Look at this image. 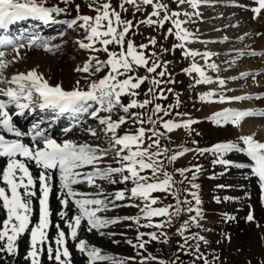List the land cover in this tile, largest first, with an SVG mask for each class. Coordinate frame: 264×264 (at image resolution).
<instances>
[{"label":"snow or ice","instance_id":"snow-or-ice-1","mask_svg":"<svg viewBox=\"0 0 264 264\" xmlns=\"http://www.w3.org/2000/svg\"><path fill=\"white\" fill-rule=\"evenodd\" d=\"M65 4L71 3V0H63ZM95 2V0H94ZM207 0H177L178 5L188 4L193 10L199 8L200 4ZM256 7L251 8L256 19L264 11V0H254ZM125 5H131L135 11H141L142 5L151 6L152 11L147 19L141 20L139 23L148 26H157L163 28L166 22H170L166 32L173 35L179 43L175 44V48L182 49L185 58L191 57L192 63L190 67L183 71L187 74L196 73L195 79L197 84L213 83L212 76L208 75L206 68L215 72H219V66L215 63H208L215 53L189 49L186 47L188 43L196 42L198 37L194 32L189 31L185 24L192 22L193 16H199L198 11L183 12L170 11L166 3L160 0H121L119 7L124 11L128 9ZM89 7H92L89 5ZM97 15L90 17L87 15H77L76 18L70 20H57L56 17L67 13L68 9L58 5L49 6L47 0H0V29H6L9 25L28 18L42 21L45 24L62 23L69 27H79L83 29L84 39L78 41L79 47L91 52L103 51L107 54L106 60H100L96 56L90 59L77 69L87 73L86 88L80 87V81H76V86L72 90H65L61 85H50L42 74L36 70L14 75L11 80L0 79V82L16 87H7L0 89V95L7 97V100L0 99V158L6 159L5 166L0 169V208L4 210L5 218L0 221V253H7L9 256H16L19 251L17 241L20 237L28 233L29 246L24 257L30 261V264H41V257L47 251V258L55 261L56 264H72L71 253L67 247L68 240L77 241L79 229L82 222L86 221L87 230L89 232L96 230L100 235H105L102 229L111 225L119 224L123 221H132L138 228L163 229L170 226L172 218L179 216L182 212L189 215L181 227L178 234L183 238L184 243L180 245L181 250L189 247V240H203L204 237L197 233L186 236L192 225L200 227V219L203 216L202 210L198 207L201 203L198 192L192 189H199V184L194 181L197 173L200 172L199 165L193 168L177 169L184 179L188 180L190 188L185 189L192 196L197 207H193L192 200L185 197L180 199V191L173 189V176L164 170L161 156H167L170 162H175L178 158L184 156L187 152L193 151L189 148H181L179 151L167 155L170 149L167 147L161 149L160 140L165 136L164 132L156 128L160 123L166 132L171 133L175 129L184 128L191 129V125L197 123L196 120H164V116L171 115L168 108H164L160 103H154L157 99H167L165 92H172L173 89H162L160 86L165 83L174 84L176 81L171 78L168 71L167 61H161L156 52L147 53L149 46H155L157 40L152 37L148 43H142L139 46L128 39L126 36L133 29L134 24L131 20L121 18V13L112 7L110 0H105L103 4L98 5L95 9ZM79 12V6H77ZM164 13L161 15V13ZM185 19H180L181 16ZM155 17L156 19H153ZM240 39H243L241 37ZM225 40L227 38L225 37ZM31 44L36 45L35 38H31ZM99 44L100 47H96ZM0 45L10 46L12 51L19 55L21 48L25 47L24 43L13 41L12 39L0 38ZM109 45L119 46V51H110ZM46 51L52 52L59 45L50 46L47 41L39 44ZM164 51H169L164 49ZM249 55L252 57L261 55L255 51L247 52L239 51V56ZM5 51H0V78L3 76V70L8 67L9 61L5 59ZM200 56L205 60V66L199 65L195 58ZM234 63V61H233ZM144 68L148 74L155 73L154 76L135 74L138 68ZM157 69H161L157 72ZM105 74L99 79L93 80L91 77L98 73ZM252 73H241L239 78H247ZM168 77L167 80L164 77ZM232 79H237L233 77ZM145 81H150L151 87L147 89L146 95H150L151 99L139 101L136 99L140 95L137 91ZM220 86L225 85L224 79L218 80ZM131 97L129 103L124 104L122 97ZM218 97L219 102L243 101L250 99H261L264 97L250 95L226 97L214 91L202 93L201 101H211L212 97ZM152 113L145 120L141 113L131 112V109H145L149 105H153ZM14 105L19 112L16 115H22L25 110L34 109L37 105L41 109H52L59 113H71L74 116L88 113L92 118L98 119L100 124L104 126L106 133H111V147L115 150L114 162L118 166L101 167L103 159L109 155L108 150L100 149L98 146L93 147L89 144H77L71 140L57 142L55 139L46 137L41 131H38L39 125H34L31 133H24L17 129L13 123V115L9 112V107ZM179 99L177 97V104ZM119 108L124 115H119L113 119L114 110ZM91 110V111H90ZM101 113L107 115L101 116ZM163 113L161 116L160 114ZM178 117L185 114L176 113ZM250 116L264 117V110H236L225 109L221 112L214 113L210 119L218 126L232 125L239 126L244 118ZM156 117V118H154ZM131 121L133 125H139L134 133L118 134V129ZM151 124L152 127L146 129L143 125ZM151 132V136L147 138L152 141L148 148L142 147L146 134ZM12 134L17 139H8L5 134ZM95 135V132L91 133ZM30 135L35 142L39 138L40 143L32 145L25 144L21 139L22 136ZM246 147H240L237 142H220L210 148L196 149L198 154L211 153L216 157L214 164L225 166H234L238 168L250 167L255 176L258 177L260 187L264 190V143L258 142L252 135H246L239 138ZM157 151L152 152L149 149L152 146ZM232 152L244 153L250 158L249 164H233L232 161L225 159V156ZM29 163L33 164L39 173L33 176L29 167ZM91 167V171H83V169ZM145 170L151 171V176L142 174ZM191 172V179L186 173ZM53 173L59 174V190L58 200L61 210L57 215L64 220L69 232L55 225L57 232L53 241L49 240L48 230L52 227V211L49 200L52 193ZM162 173L164 178L161 180L159 174ZM98 181H107L109 184L131 182L132 187L117 189L114 192L105 191L102 184ZM182 182V181H181ZM39 183V189H37ZM87 184L96 189L95 192H78L74 186ZM39 191V195L37 194ZM171 192L176 197V205H166L163 207H153L161 197L154 196V193L168 194ZM227 199V198H226ZM38 201L39 215L38 221L33 224L32 215L34 212L33 201ZM121 201H139L140 203H131L127 206L139 209L136 216L123 217H107L102 216L104 213L121 205ZM74 203L76 213L69 217L68 205ZM187 205V207H184ZM174 207V211H170ZM195 213V214H192ZM148 223L141 225V218ZM154 217L165 218L162 222L153 223ZM246 219L253 221L254 216L250 213ZM131 227V225H129ZM110 235V233H109ZM151 236V241H159L160 235L165 237L163 242H167V233L156 232L144 233L137 231L136 243L132 240L127 242L134 248L145 249L146 244L151 241L145 240L144 237ZM53 243L55 247H53ZM77 250L84 254L88 264H97V261H112V264H127V260H117L101 253V249L90 245L86 240L79 239ZM195 251H199V245L195 246ZM63 257V258H62ZM197 259L201 257L197 256ZM4 258L0 256V260ZM127 259L134 260L135 257ZM157 258L148 255L141 261L146 264L148 260H156ZM158 264H166L165 261L159 260ZM207 264V261H205Z\"/></svg>","mask_w":264,"mask_h":264},{"label":"rangeland","instance_id":"rangeland-1","mask_svg":"<svg viewBox=\"0 0 264 264\" xmlns=\"http://www.w3.org/2000/svg\"><path fill=\"white\" fill-rule=\"evenodd\" d=\"M215 1L218 3L220 2L218 0ZM215 1L210 0L209 2H212L210 5L209 3L204 5L203 2L200 4L198 9L193 10L188 4L178 5L177 0H160V2L166 3L168 5L170 11H180L181 13H191L193 11L199 12V16H193L192 22L184 25V27H186L189 31L194 32L196 36L199 37V41L197 40L196 42L188 43L186 47L189 49L199 50L200 52L209 51L215 53L208 63L215 62L219 66V72L209 69L206 70V72L209 71L210 75L213 74L212 78L215 79L216 82H218L217 79L221 77L220 79H224L226 83L223 86L225 88L224 91L221 90L218 92L217 88L214 92L226 97L244 95L256 97L258 96L257 90L264 86V70L256 71L254 64L256 60L261 61L264 59V50L261 52L257 50L259 51L257 53H261V55L255 57L249 56L247 54L244 56H239L238 52L244 51L247 53L256 51L258 41L263 37H259L255 34V32L258 30L260 22L251 19L252 11L247 10V5L245 4H243L245 8L238 6L234 7L235 3H240L234 2L233 0H225L224 4L222 0L223 7L218 6L217 8H212L213 4L216 3ZM104 2L105 0H95V2L94 0H71V3L68 5L71 7L70 9H72L74 18H76L78 14L95 17L97 12L94 9ZM110 2L112 7L121 13L122 19L131 20L134 24L133 29L126 36V41L131 39L135 45L139 46L142 43H148V40L154 37L157 40V44L155 46L150 45L146 52L149 54L156 52L161 61L169 62L167 65L168 71L172 74L171 78L176 82L174 84L165 83L160 87L165 90L171 88L173 91L165 92L167 99H157L154 102L160 103L166 109L169 105L174 106L173 108L169 109L171 115L164 116V120L174 119L179 121L193 119L197 121V123L191 125L192 130L187 129L183 135L174 141L169 140L166 130L163 129L160 123H157L156 128L159 131L165 133V136L160 140V146L161 149L167 147L171 150L167 153L168 156H170L175 151L181 150L182 147L193 149V151L187 152L175 162H170L167 159V156H161L159 157V160L162 161L164 170L172 174L173 180L175 181L173 184V189L180 191V199L183 200L185 197H187L188 200H192V206L194 208L197 207L195 201L189 192L185 191V189L190 188L188 180L184 179V177L181 176L176 170L181 168H193V166L196 165L201 167V170L196 174L197 178L194 181L196 184H199L200 187L199 189H192V191L198 192L201 201L198 207L202 210L203 216L199 221L200 227L192 225L191 228L185 232V235L191 236L192 234L197 233L204 237V239L189 240V247L186 250L180 249V245L183 244L184 241L183 238L178 234V229L186 220H188L189 215H191L187 212H182L179 216H174L172 218V223L170 226H166L163 229H157L155 227L138 228V226L132 221H123L119 224L111 225L108 228H105L107 231L112 229L115 231H121L118 232L119 234H116L117 236L110 237L111 239H105V235H100L96 230L91 232L86 230L89 234L83 233L82 235L81 233L78 235L76 243H78L79 239L86 238V235H94L93 237L96 238V240L105 239L106 251L105 254H102L114 257L117 260H127V264H141V261L144 260V258L149 254L156 257L157 259L148 260L146 261V264H158L159 260L165 261L166 264H205V261H207V264H264V202L260 200L258 190H255V184L250 181L247 182L248 179L253 180L252 178H254V181L259 184L258 177L254 175L250 167H247L246 171L247 174L249 173V177L245 172V176L248 178L246 179V183L245 179L243 178L244 168H242L241 171L238 167L214 164L213 161L216 159L214 155L211 153H204L203 155H200L197 151H195L196 149L210 148L216 143L227 141L237 142L240 147H244L243 142L239 138L244 134H247V132L243 131L244 129L241 128L244 126L246 121H243V123L238 127L230 125V134L228 138L225 139V128L221 129L222 126L216 125L210 119L214 113L225 110V108H223L225 107V102H219L218 97L216 96L212 97L210 102L200 100V95L205 92L203 91L201 84L195 83L194 78H196L198 74H187L183 71L184 69L190 67L191 63L193 62L192 58H185L182 54V49L174 47V45L179 43V41H177L173 35H168L167 37L165 35L167 29L172 27L171 23L166 22L163 28L141 24L139 22L141 20L147 19L148 15L153 10L151 6L142 5L141 11L145 10L144 13H142L141 11H135L131 5H125L128 10L124 11L119 7L121 0H110ZM89 5L92 7H89ZM77 6H79V12H77ZM255 6V3H251L250 7ZM163 14L164 13L162 12L161 15ZM153 19L156 18L153 17ZM180 19H185V17L182 15ZM253 25L256 27L255 31L250 30L251 28H254ZM73 27L68 26V28H66L67 31L56 30L50 32L51 34H47L52 38L55 34H58V32L60 33V35L55 36L58 38H53L48 42L50 44L54 40V42H56L58 39L63 40L62 44L59 45L61 48H57L60 52L59 55L54 56L52 55V52L46 51L43 47H39V49H35L34 51L42 54H49L52 57L50 61L52 64L54 63V65L57 66L55 69L57 70L59 67L57 73H55L59 79H62L64 75L70 72L74 76V78L70 80L72 89L76 86V81H78L76 78L80 79V77L82 79L81 81H84L83 83L80 82V87L86 88L87 80L85 77H87L88 74L77 71L79 67H82L85 62L88 61H86L85 57L81 56L80 51H78L82 49L79 47L78 41H81L84 38L85 33L83 29L79 27L76 29ZM69 28L70 30H68ZM75 32H77L79 36L75 35ZM238 36L240 38L243 37V39H239ZM225 37L227 40H225ZM31 38H35V36L33 34L27 35L24 44H30L31 46H34L31 44ZM161 39L162 41H160ZM197 45H199V47H197ZM253 46H255V48ZM96 47H100V45L97 44ZM164 49H168L169 51H164ZM109 50L119 51L120 48L117 45H109ZM5 52L13 53L15 51L9 49ZM100 54V60H106L108 58L105 52L100 51ZM199 58L200 56L195 58L197 63ZM47 65H50V63ZM34 66L32 67V65H28L27 68L32 69ZM40 68L41 67L39 66L38 69ZM160 70L161 69H157V72ZM245 72L252 73V75L248 76L247 78H239L241 73ZM104 74V72L98 73L96 76L91 77V79H99ZM135 74L150 76L155 75V73L148 74L142 67L138 68ZM221 75H223V78ZM233 77H237V79H232ZM0 79L11 80L10 75L4 74V72L2 78ZM164 79L167 80L168 77L166 76ZM64 83L65 81L62 80L59 82V85L64 87ZM1 85H3V82H0V87ZM65 85H68V83H65ZM217 85L220 87V84ZM149 87H151L150 81H145L141 85L140 89L137 90L140 95L136 97V99L139 101H143L146 98L151 99L150 95H146L147 89ZM0 89L3 88L1 87ZM206 92L209 91L207 90ZM0 97L2 98V96ZM177 97L179 99V106L175 107L177 104ZM130 99L131 97H122L124 104L129 103ZM258 100L259 99L253 98L243 101H226V103L230 104L229 107L231 108L241 109L238 107L242 105L245 110H256L259 105ZM153 107L154 104L147 106L145 109L136 108L131 109L130 111L134 113H141L143 118L146 120L147 116L152 113ZM9 110L14 111L16 108L15 106H10ZM176 113L185 115L178 117ZM113 114L117 117L119 115H124L119 108L115 109ZM160 115L162 116L163 113ZM113 119H116V117H113ZM258 119L261 121V119H264V117L250 116L245 120L255 121ZM23 120V117H21V119L19 118L18 121L23 123ZM260 121L253 124L250 122L246 123H248L249 126H253L252 130L250 131L253 132L252 135L254 139L258 142L264 143V124ZM49 126V123L43 124L40 126L38 131L43 132V130ZM143 126L146 129L152 127V125L148 123H145ZM217 126L220 128L218 129ZM62 127L63 126L60 127L61 131ZM138 127L139 125H133L131 121H129L128 123L122 125V128L119 130V132L121 134L123 132L134 133ZM85 128L86 127L84 126V129L80 130L83 131L82 133L84 134L86 133L84 132ZM101 132L102 134L98 135L103 137L105 132L102 129ZM83 136H88L91 138L88 133ZM148 136H151V132L146 134L142 145L144 148H148L152 143V141L147 138ZM103 140L104 139L97 143L100 144ZM102 144H104V146L101 147L100 145L98 147L100 149L109 151V155L106 156L104 164H107L106 166H118L114 162L115 150H113L111 147V141L105 140L102 142ZM149 150L155 152L157 151V148L153 145ZM230 154L231 153L227 154L225 159H230V161L233 160V164H241L242 159L240 156H238V154L235 156V158H238V163L235 162L236 160H234ZM142 174L151 176V171L145 170V172ZM186 175L189 177V179H191V172L186 173ZM159 178L161 180L164 178L162 173L159 174ZM98 182L106 186L107 192H112V190L114 192L117 189L132 187L131 182L128 184H109L107 181ZM83 186H86V189H94L87 184H84ZM153 195L161 197V200H159L156 205H153V207L176 205V197L172 195L171 192L168 194L154 193ZM118 203L121 205L120 207L100 213V215L107 217H117L118 215L116 213L118 209L120 210L119 213L122 214V216L119 217L136 216L139 214L138 208L127 206L131 203H140L139 201H121ZM184 207H187V205H184ZM59 210H61V205L57 201L55 210L56 216H58L57 213ZM174 210V207L170 209V211ZM250 213L254 216V220L251 222L246 219ZM4 218V210L0 208V221H2ZM164 219L165 218L162 217H154L152 222H162ZM57 223L61 224L60 227L63 228L64 231H69L67 226H64L62 222H56V224ZM146 223H148V221L142 217L141 225ZM84 225V228L87 229L86 222H84ZM129 225H131V227H129ZM137 231L144 233L156 232L158 235H160L161 232H166L167 242H163L165 239L163 235H160L159 241H151V236L146 235L144 239L151 242L146 244L145 249L134 248L133 245L129 244L127 241L132 240L133 244H135L137 242ZM55 235L51 231H48V237L50 241L54 240ZM26 239V241L21 239L18 243L19 251L16 256H9L7 253H0V256L4 258L3 260H0V264H30V261L24 258L29 246L28 233H26ZM98 242L100 241L98 240ZM197 244L199 245L198 252L195 251V246ZM53 247H55L54 243ZM23 252L25 255L21 256ZM74 252L76 254L71 255L72 264H88L86 256L77 250V245L75 246V251H73V253ZM197 256L201 258L197 259ZM130 257H135V259H127ZM41 264H56L55 261H50L47 258L46 249L41 257ZM97 264H112V261H97Z\"/></svg>","mask_w":264,"mask_h":264},{"label":"bare ground","instance_id":"bare-ground-1","mask_svg":"<svg viewBox=\"0 0 264 264\" xmlns=\"http://www.w3.org/2000/svg\"><path fill=\"white\" fill-rule=\"evenodd\" d=\"M210 1V0H209ZM213 1H215V0H213ZM218 1H220L219 3H221V4H223V2H224V4H225V0H223V2H222V0H218ZM216 2V1H215ZM47 3H48V5L49 6H51V5H58V6H60V7H64V8H67L68 9V11H67V13H65V14H61L60 16H58V17H56V19L57 20H70V19H73L74 18V15H73V13H72V9H70L71 7L68 5V4H65L64 2H63V0H47ZM221 4H220V6H221ZM218 6H212V8H217ZM223 7V6H222ZM225 9V8H224ZM224 9H222V10H224ZM225 11V10H224ZM231 13V12H230ZM31 19L32 18H28V19H25V20H23L24 21V23L26 22V21H31ZM245 19V18H244ZM249 19V18H248ZM247 19V20H248ZM240 20V19H239ZM246 20V21H247ZM260 23H259V28H258V30H257V32H255V34L256 35H259V37H260V35L262 36L263 35V37L262 38H260V40L258 41V45H257V49L256 50H259V51H262V50H264V23H262L263 21H264V11H263V13L261 14V16L257 19ZM232 21V20H231ZM238 21V20H237ZM244 21V20H243ZM249 21H250V19H249ZM41 23V22H40ZM243 23V22H242ZM244 24V23H243ZM250 24V23H249ZM252 24V23H251ZM236 25V24H235ZM247 25H248V23H247ZM255 25V24H254ZM253 25V26H254ZM49 27L46 29V30H44V34L46 33V32H48L49 30H51V28H54V27H59V28H61L62 30H65V31H67V29H65L66 27H68V25H66V24H62V23H55V24H49L48 25ZM54 26V27H53ZM245 26H246V23H245ZM221 27V26H220ZM238 27V26H237ZM73 28H76L77 29V27L75 26V27H73ZM245 28V27H244ZM243 28V29H244ZM255 26H254V28L252 29H250V30H253V31H255ZM42 29H44V28H42ZM238 29H239V27H238ZM68 30H70V28L68 29ZM222 32V31H221ZM248 32V31H247ZM241 33V32H240ZM64 34V33H63ZM250 34V33H249ZM58 35H60V33H58L57 35H55V36H58ZM75 35H77V36H79L78 35V33L77 32H75ZM232 35V34H231ZM238 35V34H237ZM53 36V35H52ZM233 36V35H232ZM51 37V36H50ZM198 37V36H197ZM237 37V36H236ZM239 37V36H238ZM44 38V37H43ZM45 38H47V37H45ZM55 38H58V37H55ZM199 38V37H198ZM233 38V37H232ZM235 38V37H234ZM50 39V38H49ZM48 39V40H49ZM84 39V38H83ZM82 39V40H83ZM239 39H240V37H239ZM238 39V40H239ZM51 40V39H50ZM235 40V39H234ZM14 41H18L19 42V40L18 39H14ZM55 41V40H54ZM62 41L63 40H57L56 42H53L52 41V43H50L49 45L50 46H55V45H60V44H62ZM199 41V40H198ZM8 46H3V45H0V49H4V48H7ZM197 47H199V45H197ZM254 48H255V46H253ZM61 47H59V49H60ZM238 49V48H237ZM35 50V48H30L29 46H27V47H23V48H21L20 49V51H19V55H17V53L16 52H13V53H6V55H5V59L7 60V61H9V64H8V67L6 68V69H4L3 70V72H4V74H8V75H10V78H12L14 75H17L18 73H27V72H29V71H31V70H36L37 71V73H39V74H42V76H43V78L45 79V80H47L48 81V83L50 84V85H53V86H55V85H57V84H59V82L60 81H65V83L67 84L68 83V85H65V83H64V89L65 90H72V88H71V84H70V80L71 79H73L74 78V76L69 72V73H67L66 75H64V77L62 78V79H59L56 75H55V73H57V70L59 69V67L57 68V70L55 69L57 66H55L54 65V63L52 64L51 63V56L49 55V54H42V53H37V51H34ZM78 51H80V55L81 56H83V57H85V59H86V61L87 60H89L90 59V57H92V56H96V57H98L99 59H100V57H101V54H100V52H91V51H88V50H85V49H80V50H78ZM203 51V50H202ZM52 55H59V50L57 49V48H54V50L52 51ZM88 54V55H87ZM223 54H224V51H223ZM50 63V65H47V64H49ZM86 63V62H85ZM198 63H199V65H201V66H205V60L204 59H202L201 57L198 59ZM30 66V65H32V67L34 66V65H36V66H34V68H32V69H28L27 68V66ZM39 66L41 67L40 69H38L39 68ZM38 67V68H37ZM254 68L256 69V71H263L264 70V59H262L261 61H257L256 60V62H255V64H254ZM206 70H208L207 68H206ZM46 74H47V77H46ZM207 74L208 75H210V72L208 71L207 72ZM213 75V74H212ZM212 75H210V76H212ZM215 76V75H214ZM222 76V78H223V75H221ZM233 76V75H232ZM221 78V77H220ZM219 78V79H220ZM76 79H78V81H80L81 83H83L84 81H81L82 79H81V77H80V79L79 78H76ZM219 79H217V80H219ZM60 80V81H59ZM75 80V79H74ZM264 82V81H263ZM217 84H219L218 82H213V83H211V84H201V87L203 88V91L204 92H206L207 90L208 91H212V89H213V91H215V89H217V91L219 92V91H221V90H223L224 91V87L222 88L221 86L219 87ZM233 85V84H232ZM16 87L15 85H9V84H7V83H3V85H1V87L3 88V89H6L7 87ZM0 87V88H1ZM222 91V92H223ZM257 94H258V96H261V97H264V86L262 87V88H259L258 90H257ZM0 96H2V95H0ZM1 98V97H0ZM1 99H5V100H7V97H5V96H2V98ZM259 101V105H258V107L256 108V110L255 111H261V110H264V98H261V99H259L258 100ZM258 103V102H257ZM230 106V104H227L226 102H225V107H223V108H225V109H228V108H231V107H229ZM238 108H241V109H236V108H231V109H236V110H245L244 108H243V106L241 105V106H239ZM243 108V109H242ZM16 111H18V109H16V110H14V111H10L9 110V112H10V114H12L13 115V123H14V125L17 127V129L18 130H20L21 132H24V133H31V131H32V128H33V126L34 125H39V127H38V129L40 128V126L41 125H43V124H46V123H48L47 121L48 120H51V122L53 123V125H52V128L51 129H49V130H47L46 132H42L43 133V135L44 136H46V137H49V138H52V139H55L57 142H62V141H64V140H71V141H73L74 143H77V144H89V145H92L93 147H97V146H100L101 145V147L102 146H104V144H102V142H104L105 140H107V141H111V136H112V134L111 133H106V131H105V129H104V126L103 125H101L100 124V122H99V120L98 119H94V118H92L88 113H85V114H81V115H79V116H74L73 114H71V113H58V111H55V110H52V109H41V108H39V106L37 105L34 109H29V110H27L26 112H25V114H24V116L26 117V121L24 122V123H20V122H18V119H19V117H17V116H15V113H16ZM91 111V110H90ZM221 111H223V110H221ZM220 111V112H221ZM104 115H107L106 113H101V116H104ZM113 115V117L115 118H117V116L116 115H114V114H112ZM117 115H119V114H117ZM67 116H69V118H67ZM261 117V116H260ZM245 119H248V117L247 118H244L243 120H242V122L240 123V124H242L243 123V121H246V122H250L251 124H253V123H258V121H260L259 119L258 120H245ZM37 121V122H36ZM264 119H261V123H263L264 124ZM245 122V124H244V126H240L242 129H244L243 131H246L247 132V134H244L243 136H246V135H252L253 134V132H251L250 130H252V128H253V126H249V124L248 123H246ZM31 123H34V124H31ZM61 124H67V127L65 128V129H63V131L61 132V133H59V130H60V125ZM79 126H81V127H79ZM84 126L86 127L85 128V130H84V132H86V133H88V135H90L91 136V138L90 137H88V136H83V135H85L84 133H82L83 131H80L81 129L83 130L84 129ZM258 126V125H257ZM251 127V128H250ZM122 128V126L120 127V129ZM217 128H218V126H217ZM220 128V127H219ZM218 128V129H219ZM225 128V130H224V135H225V139H227L228 138V136H229V134H230V132H229V129H230V124L229 125H225V126H222L221 127V129H224ZM37 129V130H38ZM101 129L102 130H104V132H105V135L103 136V137H101V136H99V135H101L102 134V132H101ZM120 129H118V134L119 135H123V134H125L124 132L121 134L120 132H119V130ZM220 129V130H221ZM100 130V131H99ZM186 130L187 129H184V128H179V129H175L174 131H172L171 133H168L167 132V134H168V136H169V140H171V141H174V140H176L177 138H179L181 135H183L185 132H186ZM92 132H95V135H92L91 133ZM99 134V135H98ZM6 135V137H11L12 136V138H10V139H17V137H15L14 135H12V134H5ZM93 136H95V137H93ZM167 136V137H168ZM253 136V135H252ZM31 138V136L30 135H25V136H22V137H20L19 139H21L22 141H23V143H25V144H29V145H32L33 143H30L28 140ZM102 139H104L100 144H98L97 142H100V140H102ZM38 141H41L39 138L37 139ZM39 143V142H38ZM40 144H41V146H42V142H40ZM244 147H246L245 145H244ZM233 153V152H232ZM230 154L231 155V157L234 159V160H236L235 162L236 163H238V158H235V156L238 154V156H240V158L242 159V164H249L250 163V158L249 157H247L244 153H240V152H234L233 154ZM188 156V155H187ZM186 156V157H187ZM106 160V157L103 159V161L101 162V167H105L106 165L104 164V161ZM230 160V159H229ZM233 161V160H232ZM234 162V163H235ZM5 164H6V159L5 158H0V169H2L4 166H5ZM239 164V163H238ZM29 167H30V169H31V171H32V173H33V176H37L38 175V173H39V169H37L33 164H31V163H29ZM242 168H240V170H241ZM246 169H247V167H245L244 168V173H243V178L245 179V182H246V179H248L246 176H245V172H246V175L248 176L249 175V173L247 174V171H246ZM83 171H91V167H88V168H85V169H83ZM238 171V170H237ZM242 171V170H241ZM52 176H53V179H52V185H53V188H52V193H51V195H50V200H49V204H50V208H51V211H52V216H51V221H52V227L48 230V231H51L54 235L56 234V228L54 227V225H56V222H62V224L64 225V226H67L66 225V223H65V221L64 220H61L60 218H59V216H56V214H55V210H56V204H57V201L59 202V200H58V198H57V196H58V190H59V175H56V173H53L52 174ZM249 177V176H248ZM242 178V179H243ZM253 180H251V179H248V181L247 182H252L253 184H255V190L257 191L258 190V194H259V198H260V200L261 201H263L264 202V190H262L261 189V187H260V184H258L257 182H255L254 181V178H252ZM246 182V183H247ZM84 184H80V185H76V186H74L75 188H76V190L78 191V192H95L96 190H94V189H86V186H83ZM86 185V184H85ZM103 185V184H102ZM257 185V186H256ZM0 186H4L2 183H0ZM103 187H104V189H105V191H107V188H106V186L105 185H103ZM37 189H39V183H37ZM112 192H113V190H112ZM38 195H39V191H38V193H37ZM33 207H34V212H33V215H32V221L34 222V223H36L37 221H38V215H39V204H38V201H36V200H34L33 201ZM264 208V207H263ZM68 214H69V217H71L73 214H75L76 213V207H75V205H74V203H69V205H68ZM119 209L117 210V215L118 216H122V214H120L119 213ZM122 212V211H121ZM5 215V214H4ZM86 222V221H85ZM61 225V224H60ZM85 227V225H84V222H82V225H81V227H80V229H79V233H78V235H80L81 233H82V235H83V233L84 234H89V233H87V229H85L84 228ZM87 227V226H86ZM63 229V228H62ZM64 230V229H63ZM101 231H103L104 233H106L105 234V239L107 238V239H111L110 237H115V236H117L116 234H119L118 232H121L120 230L119 231H115V230H106V229H102ZM69 231H65V233L67 234ZM99 233V232H98ZM109 233H110V235H109ZM100 234V233H99ZM94 236V235H93ZM93 236H88V235H86V238H83V239H85L90 245H92V246H95V247H98V248H100L101 249V253H104L105 254V247H106V245H105V239L103 240V239H97L96 240V238H94ZM87 237H89V238H87ZM21 239H23V240H27L26 239V233L25 234H23L21 237H20V239L17 241V243H19L20 242V240ZM98 240L101 242H98ZM28 242V241H27ZM77 241H72L71 239H69L68 240V243H67V247L69 248V251H70V253H71V255H75L76 253L74 252L73 253V251H75V246L77 245V243H76ZM26 250V249H25ZM25 252V251H24ZM24 252L22 253V255L21 256H23V255H25L24 254Z\"/></svg>","mask_w":264,"mask_h":264}]
</instances>
